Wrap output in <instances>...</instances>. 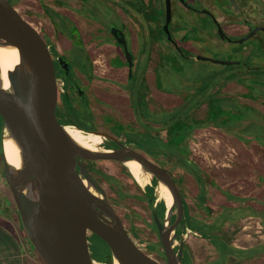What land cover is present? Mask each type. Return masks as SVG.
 <instances>
[{
	"label": "rangeland",
	"instance_id": "obj_1",
	"mask_svg": "<svg viewBox=\"0 0 264 264\" xmlns=\"http://www.w3.org/2000/svg\"><path fill=\"white\" fill-rule=\"evenodd\" d=\"M138 1L136 0V2ZM170 1L171 21L169 31L171 37L178 40L180 35L181 40L187 38L193 40V44H185V47L181 48L182 55L167 39L163 31L164 0H155L156 5L150 7L151 17L152 19H158L157 24L149 23V25H153L149 27L142 13V16L140 14V16H137V24L140 25V27L137 25L138 33L132 29L126 33L127 45L129 50L133 52L134 62L133 73L128 77V88L132 93V108L136 111L139 110L140 113L144 111L141 107H145V103L142 102V93L138 91H143L142 89L146 87L139 79L142 72L146 70V79L149 86L153 85L156 72V82L159 87L166 91L180 92V96L182 95L183 99L187 100L188 104L173 109L169 114L170 119H174L176 115H185L190 107L196 109L197 105V108L200 109V111H197V116L204 115L203 112H206V115L203 116L205 117L203 119H196L195 116H191L192 122L205 123L211 121V123L222 125V128L208 126L193 132L189 145L191 159L195 165L187 166L189 169L187 170L188 174L194 176L189 177L191 183H187L181 178V175L179 176V167L174 170L175 176L173 175V179L182 195L184 204L183 224L202 236L201 239H198L197 235L185 230L184 234L181 235V239L177 238L174 246L177 247L180 241L185 242L194 254L197 264H264V255L254 258L250 262L246 261L251 255L264 252L263 243L249 250H241L230 246L222 238V236H225L240 246H249L264 239V229L251 219L259 217L264 220V210H259L250 204V202L257 203L261 197L257 200L248 199L264 195V81L257 88L251 90L253 98L245 97L243 93L249 92L248 88L231 77L235 76L234 71L241 73L243 67L238 64L222 65L211 61L197 60V55L222 61H239V59L244 60L245 58H240L237 55V51L242 49V45L222 41L219 38V32L210 17L182 6L180 0ZM219 1L221 4L226 0H213L212 3L217 7ZM127 2L111 5L113 4L111 0H79L80 5L73 12L78 14L83 25L92 29V34L98 39V43L114 41L110 29L115 27L124 30L121 25L123 21L120 13L123 10H128L127 17L132 19V0H127ZM11 3L13 4V2ZM66 3L63 0L61 6H65ZM203 3L206 2L204 0L191 2L197 9L201 8L204 5ZM48 4H50V0H19L15 7L39 34L50 41L51 47L56 46V50L51 49L53 55L57 56L62 52L60 55L62 59L69 61L68 70L76 66H86L85 47L81 42L75 41L72 48L68 50L65 48L67 41L62 38L68 39L73 34L70 21L57 13L58 7L55 9L52 7L53 10L46 11L45 8ZM203 9L210 10L215 13L216 17L218 16V13L215 12L216 9L214 10L211 6H205ZM254 17L264 22V7L257 14H254ZM226 29L233 33H243L246 30L245 27L234 30L231 26H227ZM136 33H140L138 38L135 36ZM215 33L216 35L213 37ZM257 35H262V32H258ZM253 38L251 37L245 42L246 46H251L250 43H252L250 49H256L253 45L256 40H253ZM252 52L259 53L257 50H252ZM260 54L263 56L264 51L261 50ZM262 62L264 63V60ZM113 63L116 65L126 64L122 53L121 56L120 52L119 56L114 55ZM56 70L59 78L68 79V76L60 68ZM262 74H264V68ZM201 87L210 88L211 90H206L203 97L197 98V91ZM169 98L175 99L176 96ZM202 98L208 101L207 108H205V105L198 107V101ZM156 100L158 101L159 98L156 97ZM168 101L171 103V100ZM173 101L177 102V100ZM97 108H93L94 112L101 111V106L98 110ZM90 115L89 110L82 107V110L74 115V119L87 123V118H90ZM93 116L91 117L93 118ZM101 118L110 120L112 123L114 122L113 124L116 121L111 113L101 116ZM101 118L97 117V121L101 122ZM92 124L99 129L123 133L126 138L128 136V140L144 151H154V148L155 150L161 149L165 157L172 152L165 144L158 149L156 142L153 141L152 137H149L150 132H141L144 125L139 120H134L132 127H122L119 124L102 126L100 123L95 124L94 122ZM225 128L232 130L230 132ZM71 132L73 131L70 130ZM74 134L77 135L78 133L74 132ZM80 136L88 142L103 139L100 135L93 133H82ZM255 137L261 138L263 142ZM158 159L162 160L163 158ZM98 166L105 172L119 177L120 185L132 194L124 200L125 204L119 209V212L123 213L130 208L136 212L135 215L138 216V219L143 217V221H149L150 209L147 200L138 197L139 193L132 181L122 176L121 166L112 162H99ZM198 166L202 173L199 172ZM202 177L205 179L203 180ZM134 180L136 179L134 178ZM147 182H149L148 179L143 178L140 184L144 186ZM214 185H217L219 190H215ZM103 187L109 191L105 182H103ZM208 187L210 188L209 191ZM230 190L242 192L244 198L227 201L229 195L226 196L225 194L224 196L222 191L230 193ZM154 193L158 195V200L161 199L157 188ZM117 197L120 198L119 193ZM2 198L8 202L9 208L15 213V221H17L18 217L12 196L2 176L0 165V199ZM195 207L197 209L199 207L204 212V216L198 217L199 213H196ZM212 207L214 210H212ZM123 208H126V210ZM188 208L190 212L193 213L194 211L196 214L189 215ZM157 213L160 219V208L157 209ZM219 230H222V236L218 234ZM148 231L142 236L144 243L141 246L143 248L145 245L156 241L154 232ZM88 244L89 253L93 259L108 261L110 250L102 240L94 235L89 237ZM157 251L162 253L161 248ZM151 256L160 261L159 254L152 253ZM212 257L214 259L209 260ZM243 258L246 260H243ZM181 262L182 264H194L192 255L185 247L182 251Z\"/></svg>",
	"mask_w": 264,
	"mask_h": 264
},
{
	"label": "water",
	"instance_id": "obj_2",
	"mask_svg": "<svg viewBox=\"0 0 264 264\" xmlns=\"http://www.w3.org/2000/svg\"><path fill=\"white\" fill-rule=\"evenodd\" d=\"M165 1L163 31L172 46L170 0ZM184 2V0H181ZM264 32V26L252 28L235 42L241 43ZM220 37H226L218 26ZM110 33L122 48L128 68L133 73V53L129 50L125 31L111 28ZM15 46L19 62L8 72L9 90L0 88V116L20 150L21 165L12 168L0 151L2 175L11 193L22 229L44 264H98L90 255L87 231L101 238L110 250L103 264H159L137 246L126 232L122 221L109 205L104 190L95 182L80 160H128L139 162L141 168L164 184L173 202L161 223L153 210L158 240L166 264H182L184 242L177 249L174 231L184 225L183 199L169 172L131 147L117 142V148L106 151L79 146L58 122L55 107L59 98L57 77L49 47L40 34L7 0H0V46ZM197 60L222 65L240 64L197 55ZM59 63L65 62L61 56ZM68 72L66 62L62 66ZM109 137V134L90 131ZM84 180L86 183H84ZM90 188L97 194L91 192ZM175 210V220L171 214Z\"/></svg>",
	"mask_w": 264,
	"mask_h": 264
},
{
	"label": "flooded vegetation",
	"instance_id": "obj_3",
	"mask_svg": "<svg viewBox=\"0 0 264 264\" xmlns=\"http://www.w3.org/2000/svg\"><path fill=\"white\" fill-rule=\"evenodd\" d=\"M67 3L65 6H61V3L63 2V0H50V6L53 7V9L55 8H61L60 10L63 11H67L70 12V14L68 16H66V18L70 21V25L71 27H73V34L71 36H69L68 39L66 38H62L65 39L67 41V46L65 47L67 50L72 48L75 41H79L81 42V44L83 45V47H85V54H86V66H76V67H72L71 69L69 68L67 74L65 73V70L63 69V65L66 62V64L69 66V61L67 62V60H64L65 62L59 63L58 57L61 55H53L51 52V49L53 48V51L56 50V46H52L50 45V41H48L47 39H45L41 34V38L45 41L46 45H48L49 47V51L50 54L52 55L53 58V66H54V70L56 71L55 76L58 78L57 80V92L59 91V100L56 104L55 107V116L56 119L58 120V116H57V108L59 107V104L61 102V95L65 94L66 97L70 98L71 100V105H74L75 107L77 106V101L82 99V103L85 102V104H83V106H81L80 110H82V107H86L89 112L91 113L90 118H87V123H82L79 121H76L75 119V123L74 124H65V125H72L78 129H82L85 132H90V131H99L105 134H109L110 136H112L115 140H113L112 138L109 137H101L103 138L102 140H97V141H93V142H88L86 140H84V138L82 136H80L82 133L79 132L78 130V134L75 135L74 132H71L72 136L74 137L75 140L81 142V143H85V144H90V145H95V146H101L102 148H106V149H114L117 148V142L122 143L125 146L131 147L134 150L138 151L139 153H141L142 155L146 156L147 158H149L150 160H152L154 163L158 164L159 166H161L162 168L166 169L169 174L171 175L172 179H173V175L175 176L174 170H176L175 167L179 166L177 165L178 163L173 164V159H171L172 163L171 165L169 164V162H167L166 164L162 161L164 159V154L161 151L160 147L163 145H159L158 149L160 150H155L157 152L154 151H150L148 152L147 150H143L141 149V147L133 144L131 141H128V136L127 138L125 137L126 135H124L123 133H119L117 131H112V130H104V129H99L98 127H94L92 122H94L95 124H101L106 125V126H114L115 124H119L122 127H132V122H134V120H139V122H141L144 127L143 129H141V132H150L149 133V137H153V141L154 138L157 141H162L163 142H167L168 138H167V125L169 123L175 121V116L174 119H170L171 117L169 116V114L173 111L174 108L178 107V106H183L187 103V100L183 99V96H180V92H173V91H166L163 88L158 86V83L156 82V72L154 75V80H153V85L149 86L148 80L146 79V70L142 72L141 77L139 78L140 81H142L144 83V87L142 90L140 91L142 93V102L145 103V107H141V109H143V113H140L139 110L136 111V109L134 110L132 108V101H131V90L129 88L125 89L126 91H128L129 93V103L127 105V108L130 109V111L133 113V118L132 121L130 120H126L127 117L125 116V113H128V111L126 110L125 113H121L119 112L116 108H115V102H113L114 99V90L113 88H118V89H123L122 84L120 83V78H119V65H116L115 63H113V59H114V52L112 51H108L111 48V45L116 44L117 46H119V48H121V46L115 41H103V43H98V39L95 38V36H93L92 34V29L89 27H86L85 25H83L81 18L78 17V14L75 11V9L77 10L78 6L80 5L79 0H65ZM138 1V0H137ZM192 1L195 0H184L183 1H179L181 3L182 6L187 7L188 9H192L194 11H197L199 13H201L204 16H208L210 17L215 25L216 28L218 30V26L221 28L222 32L224 34H226V37H219L222 41H228V42H232L235 44H239L242 45V49L240 51H237V55H239L240 58L244 57V60L239 59L238 60H233V61H237L240 62V64H238L239 66L243 67L241 73L234 71L233 74L235 76H231L232 79H236L237 76H247L248 73L247 71L250 70H259L260 65L264 66V63L262 62L264 60V55L261 56L260 53H254L255 55L251 57V59H249V53L253 50L250 49L252 46V43H250L251 46H246L245 42L248 41V39L244 42L241 43H236L235 41L246 35L250 30H252V28L256 27V26H264V22L263 20H259L257 17H254V14H257L259 11L262 10V8L264 7V0H226L224 3L220 4L219 1V5L216 7L212 1L213 0H204L206 3H203L204 5L201 6V8L197 9V7H195L194 5L191 4ZM111 2H113V4L111 5H118L119 3H124L127 2V0L123 1L122 0H111ZM127 4L129 5V3L127 2ZM155 4V0H139L138 2H136V0H132V19H130V17L128 18V10H123L121 13L119 11V13L122 15V26L125 28V26H127L128 21H126V18L129 19V23L132 24V30H136V32L138 33V29L137 27L140 25L137 24V16H140L141 13L142 15H144L145 17V22L149 25L150 24H157L154 20H152V11H150V7H152ZM205 6L209 7L211 6V8H213L214 10L216 9L215 12L218 13V16L216 17L215 13L211 12L210 10H206L203 9ZM170 7H171V1H170ZM51 9V10H53ZM59 9H57L59 11ZM119 9V8H118ZM203 9V10H202ZM250 10V11H249ZM164 19H165V1H164ZM58 14H60V12H57ZM140 14V15H139ZM61 15V14H60ZM73 15V16H71ZM141 15V16H142ZM62 16V15H61ZM236 16V17H235ZM23 17V16H22ZM78 17L79 20H76L75 18ZM28 22V21H27ZM170 24V23H169ZM138 25V26H137ZM153 25H149L153 26ZM227 26H231L234 30L235 29H239L241 27H245L246 30L243 33H233V32H229L226 27ZM125 34L128 32V30L125 28ZM141 31V30H140ZM260 32V31H258ZM257 32V33H258ZM262 32V35H257V33L252 36L253 40H257L260 41V39H262L264 37V32ZM135 34V36L138 38L139 34ZM218 33V32H217ZM216 35V33L213 35V37ZM174 40L175 38L172 37ZM48 41V42H47ZM189 40L187 38H184L183 40H181V36H178V40L176 39L175 42L178 44L179 47V52L183 55L182 49L183 47H185V44H190L188 42ZM252 42V41H251ZM48 43V44H47ZM102 45H107V51L104 53L103 48H101ZM110 45V46H109ZM244 46V47H243ZM122 49V48H121ZM247 49V50H246ZM91 52H95V54H92ZM133 53V52H132ZM123 54V51H122ZM124 55V54H123ZM97 57V58H96ZM101 57V60L100 58ZM158 57H160L158 55ZM99 59V60H98ZM150 61V59H148ZM97 61H103V65L106 66V68H108L107 72L104 73L101 71L100 66L102 64H98ZM231 61V60H230ZM250 62V63H249ZM126 68H127V64H125ZM57 68H60V70H62V72L64 74H66L68 76V79H62L59 78L58 76V72H57ZM127 72L123 75L124 76V80L123 83H126V87H128L129 84V76H128V68L126 69ZM154 72V71H153ZM262 83L264 81V77H262V75L259 78V82ZM258 87V86H257ZM217 90L218 88L215 87ZM213 88V89H215ZM212 89V90H213ZM215 89V90H216ZM206 90H211L210 88H204L201 87L198 91H197V98H200L201 96H204V93L206 92ZM248 93V92H246ZM169 94H171V96H176L175 99H170ZM193 94V93H192ZM244 94V93H243ZM245 96V95H244ZM156 97L159 98V100H156ZM245 97H250L253 98L254 96H248L246 95ZM258 98V96H257ZM166 99V100H164ZM171 100V103L170 101ZM173 100H177L173 101ZM207 100H205L204 98H202L201 100L198 101V107H203V105H205L207 108ZM245 105V104H244ZM249 105V104H248ZM99 106H101V111H96L94 112L93 108H99ZM97 108V110H98ZM191 111H193L192 113L194 114L196 119H203L206 115V112H203L201 110V112L204 113V115L202 116H197V111H200L199 108H197L196 105V109L194 107V109H190ZM206 110V109H205ZM76 113H79L78 111L74 112V115ZM99 113V114H96ZM113 114L115 121V124L112 123V121L110 120H106L101 118V116H104L106 114ZM73 115V117H74ZM94 115V116H93ZM93 116V118L91 117ZM97 117H100L101 122H98ZM179 117H183V115H176V118ZM59 122V121H58ZM60 123V122H59ZM76 123H81L82 127L78 126ZM197 123V122H196ZM61 124V123H60ZM199 124H204V127H208V126H215L214 123H211V121H206L205 123H199ZM63 125V124H62ZM89 126L91 129L87 130L84 127L85 126ZM84 126V127H83ZM203 127H198L194 130V132L196 130H199ZM75 130V129H73ZM256 138V137H255ZM191 140V139H190ZM188 141V149H189V159L190 161L194 164V162L191 159V150H190V145ZM264 149V148H263ZM171 151V150H170ZM264 152V150H263ZM167 153V152H166ZM180 154V151L178 149L173 150L171 153L167 154V156H178ZM163 158L162 160H159L158 158ZM157 158V159H156ZM166 160V159H164ZM168 161V160H166ZM170 161V159H169ZM80 162L84 165V167L86 168V170L88 171V173L91 175V177L95 180V182L104 190L105 194H106V199L109 203V205L114 209L115 213L118 215V217L120 218V220L122 221L121 223H123L124 228L126 230V232L129 234V236L136 241L137 246L144 252V254L149 255L151 258H153L151 256L152 253H156L159 254L160 257V261H158L157 259L153 258L154 260H156L159 264H166V259L164 257L163 252L160 253L159 251H157L158 249H160L161 247H159L158 244L155 245V243L158 241V233H157V227H156V223H155V219L153 216V210H155L156 216L158 218L157 212H156V202L158 201V195H156V200L153 204V207H150L149 204V196H148V189L147 186H152V178L154 177L151 173L149 172H143L144 174H142V176L139 179L134 180V178L131 175V168L124 165L122 162L119 161H115V160H80ZM99 162H112L115 164H118L119 166H121L120 172L122 174V176L129 178L132 181V184L134 185L135 189L138 191V197L140 198H144L145 200H147V204L149 206L150 209V213H149V221H143V217L138 219V216L135 215L136 212H134L132 209L130 210H126L123 213L119 212V209L125 204L124 200L127 199L130 195H132L128 190H125L119 183L120 179L119 177L115 176L114 174H110L108 172H105L103 169L99 168L98 164ZM175 162V161H174ZM170 165V166H169ZM176 165V166H175ZM175 166V167H174ZM197 166V165H196ZM170 167V168H169ZM179 168L181 169L179 171V176L181 175V178H183L187 183H191L189 177L190 175H188L186 173L187 170H189L188 168H186V166H179ZM198 170L200 173L201 169L198 166ZM188 172V171H187ZM108 177V178H106ZM192 177H194L192 175ZM143 178L148 179L149 182H147L146 185H141V181ZM155 178V177H154ZM196 178V177H195ZM203 178V177H202ZM205 178H203L204 180ZM157 180V179H156ZM174 180V179H173ZM103 182H105L108 185L109 191L106 190L103 187ZM158 182V180H157ZM175 182V181H174ZM197 183H199V181H197ZM159 184V182H158ZM158 184L155 187H158ZM177 186V185H176ZM210 186V184H209ZM215 186V190H219L217 185ZM178 188V187H177ZM209 187H208V191H209ZM155 192V191H154ZM119 193L120 198L117 197V194ZM141 193V196H140ZM222 194H226V196L229 195L228 200H233V199H240V198H244V195H242V192H234L230 190L229 192H225L222 191ZM259 197H261L260 201H258L257 203H253L250 202V204L256 208H258L259 210H264V195L262 196H257L256 198L252 197V198H248L249 200H254V199H259ZM226 198V197H225ZM230 198V199H229ZM164 201V198H161ZM159 199V200H161ZM232 203V202H231ZM165 204V202H164ZM225 205V204H224ZM227 205V204H226ZM197 206V205H196ZM184 207V204H183ZM189 207V206H188ZM194 210H196V213L198 214V217L203 215L204 212H202V210L198 207V209L195 207ZM211 210V209H210ZM212 210H214V208L212 207ZM166 211V210H165ZM188 213L189 215H194L196 213L190 212L189 208H188ZM166 216V213L164 212L163 217H161L160 219L158 218V220L163 223L164 222V218ZM204 216V215H203ZM249 219V218H248ZM253 219V222H256L262 229H264V220L259 218V217H255V218H251ZM175 220V210L173 211V213L171 214V223ZM247 220V219H246ZM155 227H154V225ZM155 228V229H154ZM149 230L148 232H154L155 236H156V241L153 243H149L147 245H145V247L143 248L141 245L142 243H144V240H140V238H142V236L145 235L146 231ZM187 232H191L195 235H197L198 239L202 236L198 235L195 231L189 229L187 226L186 227H182L181 229L178 228L177 230L174 231L175 234H179V236L176 237V239L174 240V243H176L177 238L181 239V235H183L184 231ZM180 231V233L178 232ZM136 234L139 235V237H136ZM218 234L220 236H222V230H219ZM95 234L91 231H87L86 233V238L87 241L89 240V237L94 236ZM223 240L226 241L228 244H230V246H233V240L228 239L227 237H223ZM104 242V241H103ZM183 242V241H182ZM105 243V242H104ZM261 243L264 244V239L262 241H259L255 244L249 245V246H240L241 250H249L254 248L257 245H260ZM106 244V243H105ZM154 244L153 247H155L156 249L154 251L149 250L148 246ZM179 245V244H178ZM177 245V247H178ZM89 247V244H88ZM176 247V249H177ZM184 247L188 249V251L190 252V254L192 255L193 259H194V254L191 252L190 247H188V245L184 242ZM158 248V249H157ZM238 248V247H236ZM90 252V251H89ZM216 254V253H215ZM91 255V254H90ZM264 255L263 253H255V255H251L249 257L248 260L246 261H251L254 258H258V257H262ZM215 257V256H214ZM214 257L210 258L214 259ZM264 257V256H263ZM231 259V258H230ZM98 264H103L104 262L100 261V260H96L94 259Z\"/></svg>",
	"mask_w": 264,
	"mask_h": 264
},
{
	"label": "trees",
	"instance_id": "obj_4",
	"mask_svg": "<svg viewBox=\"0 0 264 264\" xmlns=\"http://www.w3.org/2000/svg\"><path fill=\"white\" fill-rule=\"evenodd\" d=\"M8 2H9V4L10 5H12V6H14L15 7V5L18 3V1L19 0H7ZM11 2H13V4L11 3ZM46 11H47V9H46ZM152 20H154L156 23L158 22V19H152ZM48 44V43H47ZM253 45H254V47H256V49H253V50H257L259 53H261V50H263L264 51V37L262 38V39H260V41H255V42H253ZM259 47V49H261V50H259L258 49V47ZM180 53V52H179ZM249 59H251V57L252 56H254L255 54L251 51L250 53H249ZM250 63V62H249ZM263 68H264V66H261L260 65V68H259V70H250V71H247V73H248V75L247 76H237V80L240 82V83H243L247 88H248V93H244V95L246 96V95H248V96H252L251 95V90L252 89H254L255 87L257 88V86L258 85H260V84H262V81L261 82H259V78H260V76L262 75V77L264 76V74H262V72H263ZM59 75V74H58ZM139 92V91H138ZM137 92V93H138ZM61 99V102H60V104H59V107L57 108V110H56V112H57V116H58V121L61 123V124H63V125H65V124H74L75 123V120H74V117H73V115H74V112H75V110H76V112L78 111L79 112V110H80V108H81V106H83V104H85V102H83L82 103V99H80V100H78L77 101V106L75 107L74 105H71V100H70V98H68V97H66V95L65 94H62L61 95V97H60ZM188 104V103H187ZM244 105V104H243ZM191 106V105H190ZM192 107H190L188 110H187V113L185 114V115H183V117H179V118H176L175 117V121L174 122H172V123H169L168 125H167V129H166V131H167V138H168V140H167V142H163L162 143V141H157L155 138H154V142H156V144L159 146V144H160V146L163 144H165V145H167L168 146V148L170 149V150H176V149H178L179 151H180V154L177 156H167V157H165L164 156V159H166V160H168V161H166V160H162L165 164L167 163V162H169V164H171L170 162H172L173 160L175 161H173V163L175 164V163H178L177 165H181V166H186V168H187V166H189V165H193V163L190 161V159H189V155H190V153H189V147H188V141L192 138V135H193V132H194V130L196 129V128H198V127H204L205 125L204 124H199V123H196V122H192L191 121V119H190V117L191 116H194L193 115V113H192V111L190 110ZM0 124H1V127H0V151H1V129H2V126H3V121H2V119H1V116H0ZM78 126H80V127H82V125H81V123L79 124V123H76ZM215 126H217V127H220V128H222V125H218V124H215ZM84 127V126H83ZM85 129H87V130H90L91 128L89 127V126H85L84 127ZM226 129V128H225ZM227 131H230L231 132V130L230 129H226ZM71 131H73V132H78L77 130H71ZM154 137V136H153ZM152 137V138H153ZM256 139L257 140H259V141H261V142H263V140H261V138L259 139L258 137H256ZM128 141H130V140H128ZM181 148V149H180ZM169 159H170V161H169ZM171 159H173L172 161H171ZM170 166V165H169ZM176 166V165H175ZM174 166V167H175ZM179 166H177V167H179ZM177 167H175V168H177ZM170 168V167H169ZM179 169V171L181 170L180 168H178ZM170 172V171H169ZM171 173V172H170ZM174 173V172H173ZM186 173L188 174L189 172H187L186 171ZM189 175V174H188ZM3 176V175H2ZM190 176H192V175H190ZM106 178H108V177H106ZM158 184V182H157V180H156V178H152V186H147V189H148V196H149V204H150V207L152 208L153 207V204H154V202H155V200H156V195H155V193H154V191H155V187H156V185ZM14 204V203H13ZM14 208H15V211H16V215H17V217H18V221L20 220V218H19V215H18V212H17V210H16V207H15V205H14ZM158 208H160L161 209V217H163V215H164V212H165V210H166V207H165V204H164V201L161 199V200H158L157 202H156V207H155V209H156V212H157V209ZM157 215H158V213H157ZM20 222V221H19ZM20 225H21V223H20ZM153 225H154V223H153ZM22 227V226H21ZM154 227H155V225H154ZM189 229H191L189 226H187ZM191 230H193V229H191ZM193 231H195V230H193ZM24 232V231H23ZM179 233H180V231H178ZM196 232V231H195ZM24 235H25V233H24ZM96 237H98L97 235H95ZM139 237V235H137L136 234V237ZM99 238V237H98ZM100 240H102L101 238H99ZM139 239L140 240H143V238H140L139 237ZM103 241V240H102ZM26 242H27V244L32 248V250H33V252H34V254H35V256H36V258L38 259V260H40L42 263H43V261L41 260V258L39 257V255L35 252V250L33 249V247H32V245L30 244V242H29V240L27 239V237H26ZM156 244H158L159 245V247H161V244H160V242H159V240L155 243V245ZM154 246V244H152V245H149L148 246V248H149V250H152V251H154L156 248L155 247H153ZM158 249V248H157ZM102 262H104V261H102ZM44 264V263H43Z\"/></svg>",
	"mask_w": 264,
	"mask_h": 264
},
{
	"label": "crops",
	"instance_id": "obj_5",
	"mask_svg": "<svg viewBox=\"0 0 264 264\" xmlns=\"http://www.w3.org/2000/svg\"><path fill=\"white\" fill-rule=\"evenodd\" d=\"M48 8V9H47ZM47 10L52 9V6L48 4L46 6ZM60 14L63 17H66L70 14V12L67 11H61L59 9ZM47 15V14H46ZM73 16V15H71ZM76 20H79L78 17L75 18ZM126 21H128L127 26L125 28L128 30V32L132 29V24L129 23V19L126 18ZM124 28V30H125ZM123 30V31H124ZM130 37V35H129ZM190 44H193V40L188 41ZM191 44V45H192ZM110 46V45H109ZM101 48H103L104 53L107 51V45H102ZM114 52V54L120 56L122 53V49L119 48L117 45H111L110 50ZM132 52V51H131ZM92 54H95V52H91ZM195 56V55H193ZM192 56V57H193ZM123 60H125L124 55L122 54ZM97 58V57H96ZM101 60V57H98ZM159 58V57H158ZM99 60V59H98ZM98 63L102 64L100 66L101 71L106 73L108 68H106L105 65H103V61H97ZM119 78L120 83L123 86V89L113 88L114 90V101L115 102V108L121 112L125 113L126 110L128 113H125L127 117V121L134 119L133 113L130 111V109L127 108V105L129 103V93L125 89L126 83H123L124 80V74L127 72V68L125 64L119 65ZM155 71V70H154ZM155 75V74H154ZM140 92V91H139ZM171 96V94H169ZM8 202L5 201V199H0V264H43L40 260H38L32 250V248L26 243V238L23 232V229L20 225V222L15 221V213L11 211V209L8 206ZM234 247H239L238 244L233 243ZM194 264H197L196 259H193Z\"/></svg>",
	"mask_w": 264,
	"mask_h": 264
},
{
	"label": "bare ground",
	"instance_id": "obj_6",
	"mask_svg": "<svg viewBox=\"0 0 264 264\" xmlns=\"http://www.w3.org/2000/svg\"><path fill=\"white\" fill-rule=\"evenodd\" d=\"M19 62V55L18 51L15 46H0V88L4 90H9L10 84L8 80V72L11 71L15 65H17ZM99 64V63H98ZM79 130L81 133H91V132H85L82 129H78L72 125H65L64 131L72 138L74 142H76L79 146L89 149V150H99V151H106V148H102L101 146H95V145H90V144H85L81 143L77 140L74 139L72 134L70 133V130ZM3 137H2V150L4 152L5 158L7 163L12 167V168H19L21 165V159H20V150L17 146V144L14 142L12 138H10L9 133L7 130L3 129ZM95 134V133H93ZM98 135V134H97ZM124 165L130 167L131 170V175L135 179H139L142 176V173L145 172L139 164V162L135 160H128L124 163ZM147 172V171H146ZM84 183L86 181L84 180ZM158 193L160 198H164V202L169 208L172 205L173 199L170 192L168 191L167 187L159 183L158 184ZM91 192L94 194H97L94 192L92 188H90ZM100 196L99 194H97ZM113 264H120L118 261L114 260Z\"/></svg>",
	"mask_w": 264,
	"mask_h": 264
}]
</instances>
